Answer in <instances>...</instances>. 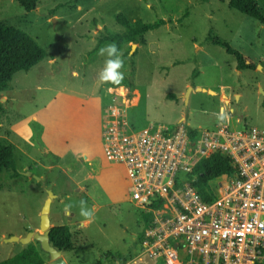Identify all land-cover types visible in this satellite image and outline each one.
Segmentation results:
<instances>
[{
  "label": "rangeland",
  "instance_id": "1",
  "mask_svg": "<svg viewBox=\"0 0 264 264\" xmlns=\"http://www.w3.org/2000/svg\"><path fill=\"white\" fill-rule=\"evenodd\" d=\"M256 1L264 15V0ZM206 2L38 0L34 10L26 11L16 0H0V21L31 35L47 54L29 70L16 72L1 93L0 143L3 142V134L9 132L7 140L14 144L12 148L8 144L5 146L13 149L20 174L14 177L10 169L0 172V238L24 237L29 231H34L39 226V212L47 197L46 189H50L58 194L51 202L50 222L56 221L57 213H61L59 218L68 224L72 232L73 249L63 253L68 264H117L120 256L128 260L138 251L139 243L132 239L131 234L141 232L144 213L129 201V185L121 174L123 169L120 166L109 173L105 171L108 166L102 154L91 165L69 157L64 160L72 169L68 175L80 181L84 191L77 193L68 177L62 176V180H68L70 184L68 192L61 193L56 186L61 171L57 168L50 171L44 169L39 164L44 161L47 165L42 157L37 159L36 164L31 159L42 156L32 141L40 135L42 127L32 121L31 116L37 114L41 119L50 112L48 121L51 123L55 122L52 119L61 118L59 100L63 94L82 96L101 92L109 102L117 93L123 99L121 96L126 95L123 93L130 89L125 99L130 100L132 105L135 102L132 91L136 89L141 93L138 103L125 108V116L133 127L174 125L183 116L192 129L214 128L219 122L214 115L218 113V99L211 93L195 89L191 92L188 87L200 81L218 90L220 84H226L230 79L232 83L238 82L236 90L241 93L239 100H235L227 90L229 106L233 107L231 127L254 126L264 132V74L259 73L262 68L258 66L256 70H245L240 81L227 62L223 69L229 71L230 76L220 78L219 63L228 61V57L224 51L220 53L221 47L208 43V36H220L214 33L207 17L209 10ZM220 2L230 8L228 0ZM119 13L131 22L164 20L169 28L161 25L147 31V45H140L138 49L136 43H122L119 46L125 62L122 86L99 85L97 74L105 57L98 55V49L113 42L108 39L110 35L123 30L116 21ZM238 14L231 8L233 21L247 31L242 32L234 42L232 40V45L260 56L264 72V24L260 29L259 21ZM236 16L241 17L237 19ZM238 42H241L239 46ZM196 44L207 46L204 47L207 52L199 53ZM198 61L203 65L204 72L195 80ZM259 78L262 79L260 86L257 84ZM116 89L118 91H114ZM9 96L12 102L7 104L6 97L10 99ZM121 106L124 107L123 104ZM31 133L32 138L29 137ZM19 140L29 141L22 143ZM56 172L58 176L54 175ZM103 174L111 178L108 185L102 182ZM81 199L95 210V218L78 228L76 223L85 220L79 214L78 202ZM68 203H72L73 207L71 214L66 215L65 205ZM30 243L38 247L37 242ZM25 246L20 242L0 241V260L12 257ZM40 255L46 264H50L46 253L40 251ZM147 261L143 263L150 264Z\"/></svg>",
  "mask_w": 264,
  "mask_h": 264
},
{
  "label": "built area",
  "instance_id": "2",
  "mask_svg": "<svg viewBox=\"0 0 264 264\" xmlns=\"http://www.w3.org/2000/svg\"><path fill=\"white\" fill-rule=\"evenodd\" d=\"M126 95L103 107L100 131L104 158L125 169L130 202L151 215L125 264H264V132L232 128L228 107L230 120L214 128H136L125 116ZM215 153L233 169L210 182L205 201L189 176Z\"/></svg>",
  "mask_w": 264,
  "mask_h": 264
},
{
  "label": "crops",
  "instance_id": "3",
  "mask_svg": "<svg viewBox=\"0 0 264 264\" xmlns=\"http://www.w3.org/2000/svg\"><path fill=\"white\" fill-rule=\"evenodd\" d=\"M220 1L221 0H208L206 2L207 6H208V10H209V12L207 13V17L213 26L212 29H213L214 33L216 32L220 36V37H218L217 35L216 36H208V38H207L208 43H210L213 46L221 47V46L215 44L213 42V40L215 38H218V39L222 40L223 42H226L230 46L231 49L240 52L244 56L246 64L253 63L255 65V70H256V68H258V66H260L262 68V70L259 73H261L263 75L264 74L263 66L260 62V60L262 58L260 56H258L256 54H250L246 51H243L241 49V47H236V45L235 46L232 45L233 42L235 41V39L237 37H240L241 33L245 32L247 30L244 29L243 27H240L238 24H236L233 21L234 17L231 16V8L234 9L235 11H237V13H239L238 15H243V17H244L245 14L238 11L237 9L231 7L230 5H229L230 8H227ZM240 17L241 16H236L237 19H240ZM255 20H257V19H255ZM165 23H166V21H165ZM259 23H260V26L258 28L262 29L263 28L262 24H264V23H262L260 21H259ZM163 26H166L169 28V26L167 24H163ZM144 38H145V35H144ZM232 40H233V42H232ZM239 44H241V42H238L237 45L239 46ZM137 45H138V47H137V49H138L140 47V44H137ZM145 45H147L146 40H145ZM197 46H198L197 50L199 51V53H201V52L206 53L207 52L204 49V47H207V46H203V45H197ZM221 49L222 50H219L220 53H221V51H224L228 57L227 58L228 61H226L224 63H221V62L219 63V67L221 69L219 72L220 78H222V79H224L225 77L229 78V76H230L229 71H225V69H223V67L226 65V63L229 62L232 65L231 70L236 72V74L239 76V80L241 81L242 77H243L242 73H244L245 70H249V69L239 70L237 68V63H236V59H235L234 55L227 52L223 47H221ZM203 72H204L203 65H201V63L198 61V69H197V75L195 77V80L199 79L200 74H202ZM261 80L262 79L259 78L257 81V84L259 86H260ZM227 82L228 83H226V84H220L218 90H214L213 88H211L210 85H205L204 83H201L200 81H195V83H193V85L188 87V89L191 90V92H193L194 89L196 91H201V90H197V88L204 89L203 92L211 93L213 95V97H216L218 99V102H219L218 113H219L221 108L228 107V109H230L232 111V114H233V107L229 106L230 97H229V93L227 92V90L231 93V95L235 98V100H239L241 93L237 92V90H236L237 87L239 86L238 82L232 83V82H230V79ZM186 86H188V84H186ZM259 88H261V87H259ZM129 90L130 89H128L127 91L130 94ZM132 93H133L132 99H134L135 102L132 105H131V103L129 105L134 106L138 103L139 98L141 96V93L138 92L136 89H133ZM98 94L91 93L89 95H82V96L81 95L78 96L75 94H63V95H61L60 100H59V105H60V109H61L60 110L61 118H58L57 120L52 119L55 121L53 123L48 121V120H50V112H48L47 117L41 116V119H39L37 114H33L31 116V120L38 123V125L40 127H42V131H41L40 135L39 136L36 135L34 137L35 140H32V141H34V145H35L37 151H39L42 154V156L38 155V156L34 157V159L33 158H31V159L36 164L37 159L42 157V158H44L47 165H45L44 161H41L39 164H41V166L44 169L50 171L53 168L54 169L57 168L58 171H61V173H62L61 177L58 179L57 184H56V186L59 187V191L61 193H67L68 192V190H69L68 185L70 184V182L68 180H70L71 183H73L75 185V188H73V189L76 190L77 193H81L84 191V189L80 185V181H76L68 175V173L72 169L70 168L68 163L64 160H67L69 157H71V158H74L72 160H75L77 162H84V161L86 162L87 161L88 164L91 165V162L98 155L102 154V156H103L102 145H101V135H100L102 109L111 100L108 102V99H106V97L103 96V94H101V92ZM6 102H7V104L12 102V97H10V99L8 97H6ZM57 103H55V104H57ZM7 121L9 122L8 117H7ZM236 121H239V118H236ZM178 122H185L188 125V123L184 120L183 116L180 117L176 123H178ZM142 127H145V126H142ZM142 127H136V128H142ZM26 132L28 133V129L26 130ZM8 135H9V132H8V134H3V136H2L3 140H1L3 142L0 143V145L8 144L12 148V146H13L12 144H14V143L11 140H7ZM29 137L32 138L33 133H31L29 135ZM28 141L29 140H19V142H22V143L23 142L27 143ZM4 142H6V143H4ZM42 148L44 149V151ZM22 152L25 154H28V152H26L25 149H22ZM31 156H33V155H31ZM62 162H64L65 164H62ZM107 166L108 167L106 168L105 171L109 172V173L117 170L116 166H120L123 169V172H121V174L124 175V180H125V178L127 180V177L125 174V169L123 166L117 165V164H112V163H109L108 161H107ZM63 167H65V168H63ZM54 175L58 176L59 174H58V172H56V173H54ZM62 176L68 177L67 182L62 180ZM51 177H53V175ZM89 177H92V175H89ZM110 181H111V178L109 176H106L103 174L102 182L105 185H108L110 183ZM127 182H128V180H127ZM53 185H55V184L53 183ZM128 185H129V182H128ZM70 188H71V186H70ZM56 195H58V194H56ZM39 214H40V212H39ZM49 214H50V212H49ZM60 214L61 213H57L58 219H56V221L50 222V226H54V225H67L68 226V224H64L62 219L59 218ZM64 214L67 215L68 211L66 210L64 212ZM56 218H57V216H56ZM87 223L88 222L86 220H84L82 222H77L76 226L78 228L81 226L83 227V226H86ZM38 227L39 226H36L34 228V231H37ZM69 229H70V227H69ZM70 232H71V230H70ZM138 234L132 233L131 234L132 239L136 240ZM71 235H72V232H71ZM138 251H139V248H138ZM138 251L136 253H138ZM64 252H66V251H62V257L63 258H64V256H63ZM134 255H132V256H134ZM128 260L125 263H127ZM44 262H45V259H44ZM147 262H150V264H153L152 261H147ZM117 264H120V263H117ZM143 264H148V263H143Z\"/></svg>",
  "mask_w": 264,
  "mask_h": 264
},
{
  "label": "trees",
  "instance_id": "4",
  "mask_svg": "<svg viewBox=\"0 0 264 264\" xmlns=\"http://www.w3.org/2000/svg\"><path fill=\"white\" fill-rule=\"evenodd\" d=\"M16 1L24 10L30 11L36 8L38 0ZM228 4L245 15L264 23L263 11L256 0H228ZM116 21L121 24L123 30L110 35L108 39L114 41L118 48L125 42L145 45V33L165 24L164 20H158L154 23H143L140 20L131 22L121 13L117 14ZM213 42L234 55L239 70L255 69L253 63L246 64L244 56L240 52L231 49L226 42L218 38H215ZM46 55L44 49L31 35L0 21V97L16 72L29 70L42 61ZM3 169H10L11 175L14 177L20 174L16 167L13 150L8 146L0 145V172ZM232 169L229 158L215 153L202 159L194 167L189 177L201 197L205 201H209L211 200L210 182L227 174ZM143 221V228L136 239L138 243L143 236L144 228L151 221V215L144 214ZM49 237L50 243L57 249H62L63 251L72 250V235L67 225L51 226ZM40 251L39 245L37 247L29 243L12 257L0 260V264H45ZM129 258L131 257L129 256ZM126 261V257L120 256L119 263L124 264Z\"/></svg>",
  "mask_w": 264,
  "mask_h": 264
},
{
  "label": "clouds",
  "instance_id": "5",
  "mask_svg": "<svg viewBox=\"0 0 264 264\" xmlns=\"http://www.w3.org/2000/svg\"><path fill=\"white\" fill-rule=\"evenodd\" d=\"M98 55L105 57L103 67L99 70L97 74L99 85H112V86H122V82L125 78V74L122 71L124 68V59L122 58V53L118 48L117 44L113 41L101 46L98 49ZM112 89L109 88V91ZM219 121L226 122L230 120V116L224 108H221L219 113H214ZM79 214L85 218V220L91 223L95 218V210L91 209L87 205V201L81 199L78 202ZM72 203L65 205V209L69 214Z\"/></svg>",
  "mask_w": 264,
  "mask_h": 264
},
{
  "label": "water",
  "instance_id": "6",
  "mask_svg": "<svg viewBox=\"0 0 264 264\" xmlns=\"http://www.w3.org/2000/svg\"><path fill=\"white\" fill-rule=\"evenodd\" d=\"M121 88L122 87H120V89ZM197 90L204 91L202 88H197ZM26 173L27 175H31L30 172ZM46 192L47 197L45 198L40 210L38 230L29 231L24 237L10 236L4 239L0 238V240L2 242H20L23 245H27L30 242L35 241L38 243L40 250L48 255L50 264H67V262L62 257L63 250L57 249L50 243L49 232L51 226L49 212L51 202L54 198H56V195L50 189H46Z\"/></svg>",
  "mask_w": 264,
  "mask_h": 264
},
{
  "label": "bare ground",
  "instance_id": "7",
  "mask_svg": "<svg viewBox=\"0 0 264 264\" xmlns=\"http://www.w3.org/2000/svg\"><path fill=\"white\" fill-rule=\"evenodd\" d=\"M123 88V87H122ZM125 89V88H124ZM126 93V91L123 93V94H125Z\"/></svg>",
  "mask_w": 264,
  "mask_h": 264
}]
</instances>
